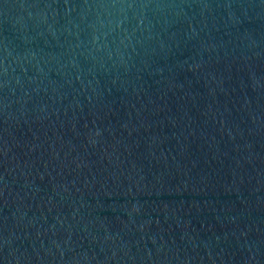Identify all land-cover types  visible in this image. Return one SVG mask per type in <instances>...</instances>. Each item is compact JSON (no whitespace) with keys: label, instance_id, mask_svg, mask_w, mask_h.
<instances>
[{"label":"water","instance_id":"obj_1","mask_svg":"<svg viewBox=\"0 0 264 264\" xmlns=\"http://www.w3.org/2000/svg\"><path fill=\"white\" fill-rule=\"evenodd\" d=\"M0 264H264V0H0Z\"/></svg>","mask_w":264,"mask_h":264}]
</instances>
